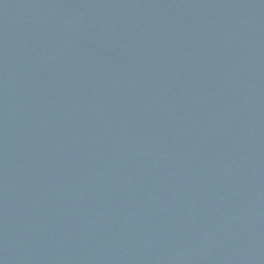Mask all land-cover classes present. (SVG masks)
Masks as SVG:
<instances>
[{
    "label": "water",
    "instance_id": "water-1",
    "mask_svg": "<svg viewBox=\"0 0 264 264\" xmlns=\"http://www.w3.org/2000/svg\"><path fill=\"white\" fill-rule=\"evenodd\" d=\"M0 264H264V0H0Z\"/></svg>",
    "mask_w": 264,
    "mask_h": 264
}]
</instances>
